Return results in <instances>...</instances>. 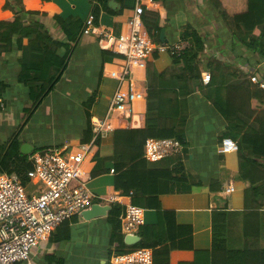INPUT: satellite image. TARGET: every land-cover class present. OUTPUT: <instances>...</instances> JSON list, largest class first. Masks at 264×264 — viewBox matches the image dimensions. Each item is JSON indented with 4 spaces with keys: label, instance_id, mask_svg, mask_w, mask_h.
Here are the masks:
<instances>
[{
    "label": "crops",
    "instance_id": "0c3cea01",
    "mask_svg": "<svg viewBox=\"0 0 264 264\" xmlns=\"http://www.w3.org/2000/svg\"><path fill=\"white\" fill-rule=\"evenodd\" d=\"M111 1L116 3L115 9L110 7ZM31 2L34 8L40 7L41 10L53 11L51 5H56L63 18L74 19L73 27L76 31L80 30V38L60 82L36 108L25 126L22 125L23 120L27 111L32 109L33 103L29 87L18 81L22 52L14 48L12 52L3 53L0 57V98L3 101L0 104V146L7 145L19 134L21 154L29 159L36 151L63 146L75 148L92 141L93 138L88 137L87 130L91 128L93 134L94 122L103 119L107 114L117 86V82L109 74L118 68L120 62L111 57L110 52H103L95 36L82 35L81 28L85 27L88 17L98 9L99 24L96 25L109 29L118 36L128 30V22L136 5V0H107L109 11H106L105 4L98 0H50L47 4H42L41 0ZM155 2L157 6L148 11L158 14L163 20H169L167 28L162 31V42L171 44L185 41L190 48V40L181 38L183 29L190 25L205 37L206 43L205 56L200 63H196L198 69L189 71L184 61L176 63L168 52L155 53L149 59L147 69L135 74L138 88L145 92V100L134 105L131 120L113 122L116 130L143 129L146 125L148 88L175 92L177 95L182 92L187 94L184 154L160 162L157 168L172 170L181 164L183 172L187 174L186 186L189 190L183 192L180 191L181 187L175 186L174 193L158 196L161 210L175 213V222L172 225L169 218L166 222L164 217L163 223L157 226L160 221L157 208L140 206L145 209V223L140 229L138 243L142 241L141 231L147 230L146 241L155 245L149 249L153 250V255L161 252L155 256L154 264H191L195 260L196 252L210 251L212 248L213 215L226 212L228 247L232 250L247 247L263 250L264 195L256 199L249 196L248 200L246 192L252 185L249 181L238 178L240 170L245 169L238 151L220 153L222 140L227 139L224 136L228 133L229 123L208 99L211 91L203 83V78L210 74L206 67L208 55L215 53L220 61L230 65L232 71L238 72L235 78L227 82L230 94H235L236 90L233 89L246 85L242 72H252L263 77L264 63L254 68L236 63L228 34H223L220 38L218 32L221 31V25L217 20L207 19L212 13L204 0ZM2 5L3 1H0V8ZM35 21L43 24L55 40L66 41L62 28L53 19L39 16ZM58 54L64 56L65 50H60ZM198 85L203 90H197ZM88 110L90 120L86 116ZM236 118L247 117L243 112ZM114 134L115 132L101 140V145L111 147ZM23 146L27 147L28 154L22 152ZM98 151L99 148L84 165L85 170L93 177L89 190L96 197H109L120 193L114 187L116 173L110 172L113 163L105 164L96 159ZM190 179L200 184L192 185ZM228 184H233L236 190L226 197L221 191ZM184 189L183 185L182 190ZM155 200L153 198L152 203ZM129 202L128 198L123 199V203ZM96 205L102 208V215L86 219L84 213ZM256 206H261V209L255 210ZM115 209L120 211V215L123 213L122 206L95 201L88 210L61 225L49 240L41 243L33 251L32 262L45 264L48 263L46 257L51 256L53 264H109L111 256L118 253L117 247L112 249L114 227L111 218ZM119 217L115 218L118 223ZM257 220L260 235L258 247L253 242H248L245 234L249 232L251 237L256 235ZM186 227H191V233ZM133 246L128 247L134 249ZM167 249H170L168 255Z\"/></svg>",
    "mask_w": 264,
    "mask_h": 264
},
{
    "label": "trees",
    "instance_id": "16d2710c",
    "mask_svg": "<svg viewBox=\"0 0 264 264\" xmlns=\"http://www.w3.org/2000/svg\"><path fill=\"white\" fill-rule=\"evenodd\" d=\"M0 1H3L0 8V57L3 53L12 52L14 48L22 52L18 81L29 87L30 99L33 103L32 109L27 111L23 120L22 125L25 126L36 108L60 82L72 52L78 44L80 30L76 31L73 27L72 17L63 18L60 15V9L56 5H51L53 8L51 11L41 10L40 7L34 8L31 0ZM98 1L104 3L106 11H109L107 0ZM204 1L212 13L207 19L217 20L221 25V31L218 32L220 38L223 34H228L236 63L253 68L264 63V0ZM41 2L47 4L50 0H41ZM99 14V10L96 9L90 15L93 16L95 25L99 24ZM39 16L56 21V24L62 28L66 41L55 40L43 24L35 21ZM168 23V19L163 20L158 14L143 9V33L156 44H163L160 39L161 33L167 28ZM84 28H81V34ZM181 38L190 40L192 46L181 57L173 59L176 63L184 61L188 71L198 69L196 63H200L201 58L205 56V37L192 26L187 25L183 29ZM62 49L65 50L64 56L58 54ZM110 54L114 58V55ZM207 60L209 61L206 67L211 76V81L207 84V88L211 91L208 99L227 118L228 133L224 137L232 139L238 145L240 162L245 165V169L240 170L238 178L249 181L252 185L246 192L247 199L249 200V196L256 199L264 195V163H261L264 161V90L252 84L248 75L242 72L245 87L233 89L236 93L230 94L227 82L235 78L238 72L232 71L230 65L220 61L215 53L209 54ZM231 71L232 73L229 74ZM259 76L264 80V75ZM239 89H241L240 93ZM197 90L203 88L198 85ZM186 95L183 92L177 95L175 92L148 88L145 127L116 130L111 147H104L100 140L97 142L99 151L95 156L96 159L102 160L105 164L113 163V170L116 173L115 189L124 195L133 193L132 203L136 206L148 205L157 208L160 220L157 226L163 223L164 217L166 222L169 218L170 225L175 222L174 212L161 210L158 196L174 193L175 186L181 187L180 191L187 192L188 178L181 164L172 170L158 169L159 163L164 160L158 162L146 160L144 147L149 139H176L186 147L185 127L188 115ZM243 112L246 119L236 118ZM86 116L90 120L89 110ZM18 135L16 134L7 145L0 146V174H15L27 187L30 184L27 173L31 169V163L28 156L21 154ZM87 135L90 139L93 138L91 128L87 130ZM190 180L192 185L200 184L193 179ZM183 185L184 190H182ZM153 198H156L155 203H152ZM260 207L254 208L258 210L261 209ZM119 216L120 211L115 209L111 218L114 227L112 249L117 247L118 253H122L129 247L125 245L124 238L119 233L120 223L115 219ZM227 216L226 212L213 215L212 248L210 251L196 252L195 260L191 264H264V249L247 247L232 250L228 247ZM255 227L257 228L255 236L251 237L249 232L245 234L246 240L258 247V239H260L258 220ZM186 228L191 233V227ZM147 234V230L141 231L142 241L134 245V249L155 246L146 241ZM169 250H166L167 255ZM157 253L161 254L160 251L155 252L154 258ZM46 260L48 263L45 264H53L51 256L46 257Z\"/></svg>",
    "mask_w": 264,
    "mask_h": 264
},
{
    "label": "built area",
    "instance_id": "2783aa9c",
    "mask_svg": "<svg viewBox=\"0 0 264 264\" xmlns=\"http://www.w3.org/2000/svg\"><path fill=\"white\" fill-rule=\"evenodd\" d=\"M157 6L155 0H136L134 14L128 22V30L115 35L111 30L93 23V16L86 21L83 35L95 36L102 50L112 53L119 66L109 76L117 82L109 109L103 119L94 122L93 139L75 148L70 146L48 148L33 153L29 159L31 169L27 173L34 186L43 188L29 193L15 174H0V264L33 263V251L49 240L65 222L80 216L95 201L122 206L120 231L124 238L138 236L145 223V209L134 205L133 193H116L109 197H96L89 190L93 177L84 165L98 148L97 142L115 132L114 120L132 119L134 105L145 100V92L138 88L135 74L147 69L149 59L155 53L168 52L172 58L181 57L188 42L156 44L143 33L142 11ZM249 81L264 90V80L255 73H246ZM211 76L206 74L204 84ZM0 104H3L0 98ZM184 145L176 139H149L144 147V158L151 162L174 159L184 154ZM238 151L232 139H223L221 154ZM115 172L113 169L110 171ZM233 184L226 185L221 193L228 197L235 192ZM128 198L129 203H123ZM109 264H154L153 250L149 248L128 249L111 256Z\"/></svg>",
    "mask_w": 264,
    "mask_h": 264
},
{
    "label": "water",
    "instance_id": "95a60500",
    "mask_svg": "<svg viewBox=\"0 0 264 264\" xmlns=\"http://www.w3.org/2000/svg\"><path fill=\"white\" fill-rule=\"evenodd\" d=\"M110 7L115 9L116 7V3L114 1H111L110 3ZM163 38H164V33H162L161 35V40L163 41ZM164 43V42H163ZM22 152L25 153V154H28V151H27V147L26 146H23L22 147ZM102 208L98 205L94 206L92 210H89V211H86L84 213V216L86 219H91L92 217H96L98 215H102ZM140 241V238L139 236H129V237H126L125 238V244L128 245V246H133V245H136L138 242Z\"/></svg>",
    "mask_w": 264,
    "mask_h": 264
},
{
    "label": "rangeland",
    "instance_id": "374dc122",
    "mask_svg": "<svg viewBox=\"0 0 264 264\" xmlns=\"http://www.w3.org/2000/svg\"><path fill=\"white\" fill-rule=\"evenodd\" d=\"M209 74V73H208ZM210 75V74H209ZM44 186H43V184H39L38 186H34V185H32L31 183L28 185V191H29V193H33V192H35V191H37L38 189H40V188H43Z\"/></svg>",
    "mask_w": 264,
    "mask_h": 264
}]
</instances>
